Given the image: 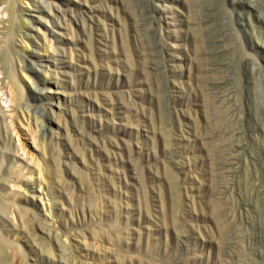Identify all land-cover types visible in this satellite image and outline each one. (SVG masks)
<instances>
[{"label": "rangeland", "instance_id": "1", "mask_svg": "<svg viewBox=\"0 0 264 264\" xmlns=\"http://www.w3.org/2000/svg\"><path fill=\"white\" fill-rule=\"evenodd\" d=\"M2 8L0 264H264V0Z\"/></svg>", "mask_w": 264, "mask_h": 264}, {"label": "bare ground", "instance_id": "2", "mask_svg": "<svg viewBox=\"0 0 264 264\" xmlns=\"http://www.w3.org/2000/svg\"><path fill=\"white\" fill-rule=\"evenodd\" d=\"M6 12L4 11V9L2 8V10H0V20L3 18L4 14ZM0 42H2L1 38H0ZM146 46V45H145ZM146 53V52H145ZM1 67V65H0ZM1 70V69H0ZM221 82H218V81H215V82H212V86L215 87L216 89H218L219 85H220ZM221 87V86H220ZM222 90H219L218 89V95H222ZM7 100H5V98H3V96L0 94V121L4 122L5 125H9V122L10 120H8V117H9V113L7 112V104L4 105L6 103ZM10 129V128H9ZM10 135L11 136H16L15 138L13 137V140L15 139V147L14 148L15 150L11 153V156H12V160L14 162H26L24 159L25 157V153H24V148H23V145L22 143L20 142L19 140V137L18 135L16 134V132L14 130H11L9 131V133L7 134L9 140H10ZM14 145V144H13ZM20 150V152H19ZM28 162V161H27ZM26 162V163H27Z\"/></svg>", "mask_w": 264, "mask_h": 264}]
</instances>
